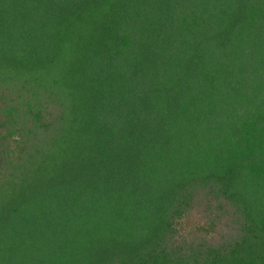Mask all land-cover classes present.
I'll return each mask as SVG.
<instances>
[{
  "label": "trees",
  "instance_id": "trees-1",
  "mask_svg": "<svg viewBox=\"0 0 264 264\" xmlns=\"http://www.w3.org/2000/svg\"><path fill=\"white\" fill-rule=\"evenodd\" d=\"M0 264H264V0H0Z\"/></svg>",
  "mask_w": 264,
  "mask_h": 264
}]
</instances>
